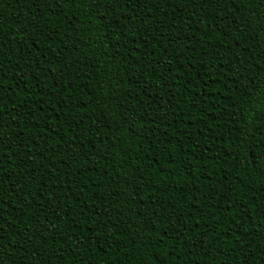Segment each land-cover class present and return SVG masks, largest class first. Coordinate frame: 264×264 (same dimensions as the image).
<instances>
[{
	"label": "trees",
	"instance_id": "16d2710c",
	"mask_svg": "<svg viewBox=\"0 0 264 264\" xmlns=\"http://www.w3.org/2000/svg\"><path fill=\"white\" fill-rule=\"evenodd\" d=\"M0 264H264V0H0Z\"/></svg>",
	"mask_w": 264,
	"mask_h": 264
}]
</instances>
